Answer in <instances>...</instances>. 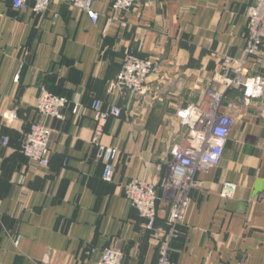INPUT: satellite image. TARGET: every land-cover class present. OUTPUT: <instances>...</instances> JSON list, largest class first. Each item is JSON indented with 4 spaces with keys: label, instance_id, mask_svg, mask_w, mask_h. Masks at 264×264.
I'll use <instances>...</instances> for the list:
<instances>
[{
    "label": "crops",
    "instance_id": "crops-1",
    "mask_svg": "<svg viewBox=\"0 0 264 264\" xmlns=\"http://www.w3.org/2000/svg\"><path fill=\"white\" fill-rule=\"evenodd\" d=\"M113 1L93 0V23L65 3L35 14L30 1L15 9L0 0V264H98L108 247L122 253L121 264L157 263L156 241L123 186L140 179L160 197L170 150L188 137L178 114L217 86L222 56L241 57L255 0H134L133 9L115 13ZM126 51L160 65L144 97L109 91ZM247 67L264 76V45ZM42 88L68 100L64 120L36 111ZM94 101L121 109L100 137L118 151L111 182L102 179L105 164L91 142ZM13 111L17 119L8 122ZM222 111L235 123L219 165L196 174L171 245L175 264H264V100L244 104L232 89ZM33 124L52 130L47 168L21 152ZM224 182L236 185L233 199L219 196ZM157 208L164 231L169 207L159 200Z\"/></svg>",
    "mask_w": 264,
    "mask_h": 264
},
{
    "label": "built area",
    "instance_id": "built-area-1",
    "mask_svg": "<svg viewBox=\"0 0 264 264\" xmlns=\"http://www.w3.org/2000/svg\"><path fill=\"white\" fill-rule=\"evenodd\" d=\"M29 1L33 3L32 10L35 14L43 13L52 3H65L86 14L93 23L98 19L93 0H13L12 5L15 9H23ZM135 6L134 0H114L112 10L113 13L127 12ZM245 16L246 28L242 35L245 46L241 57L222 56L216 77L217 86L208 85L196 103L188 105L178 114L181 123L188 127V137L185 145H175L170 150L171 157L166 164L167 173L159 185L162 192L160 197L153 183L140 179H132L123 186L124 196L145 221V228L152 233V238L156 241V264H175L170 258L171 243L181 234L180 226L190 204L191 191L197 187L196 174L217 167L222 159L231 128L235 123L230 115L222 111L226 93L232 89H240L244 104H249V101L255 98L264 100V76H251L247 67L248 60L264 45V0H255L247 8ZM159 69L160 65L155 60L139 59L130 51H126L121 69L109 85V91L113 95L130 92L144 97L147 93L146 80ZM67 105L66 98L53 95L42 88L37 96L35 108L44 117L62 121V111ZM79 110V103H75L72 114L77 115ZM92 111L96 124L91 142L97 147L105 164L102 179L111 182L118 151L114 147L103 146L100 137L106 123L121 116V109L115 104L103 108L100 101H94ZM16 119L17 114L13 111L6 120L13 122ZM51 135V128L39 124L31 125L21 145L22 154L39 167L47 168L50 162ZM7 143V138H3L2 145L6 146ZM236 191L234 183L224 182L219 196L222 199H233ZM259 198L264 201V189ZM159 200L169 207L167 227L164 231L156 227ZM18 241L19 237L15 239V246ZM121 263L122 253L111 247L102 251L98 262Z\"/></svg>",
    "mask_w": 264,
    "mask_h": 264
},
{
    "label": "trees",
    "instance_id": "trees-1",
    "mask_svg": "<svg viewBox=\"0 0 264 264\" xmlns=\"http://www.w3.org/2000/svg\"><path fill=\"white\" fill-rule=\"evenodd\" d=\"M174 240H175V239H174ZM174 240H173V241H174ZM173 241H172V242H173ZM171 245H172V243H171ZM170 258H171V257H170Z\"/></svg>",
    "mask_w": 264,
    "mask_h": 264
},
{
    "label": "rangeland",
    "instance_id": "rangeland-1",
    "mask_svg": "<svg viewBox=\"0 0 264 264\" xmlns=\"http://www.w3.org/2000/svg\"><path fill=\"white\" fill-rule=\"evenodd\" d=\"M37 99V98H36ZM168 212H169V209H168Z\"/></svg>",
    "mask_w": 264,
    "mask_h": 264
}]
</instances>
